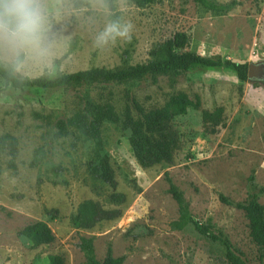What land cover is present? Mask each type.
I'll list each match as a JSON object with an SVG mask.
<instances>
[{
    "label": "rangeland",
    "instance_id": "374dc122",
    "mask_svg": "<svg viewBox=\"0 0 264 264\" xmlns=\"http://www.w3.org/2000/svg\"><path fill=\"white\" fill-rule=\"evenodd\" d=\"M39 0L44 17L39 40L23 46L0 40V61L18 78L54 77L93 68L122 69L144 63L149 51L177 32L186 33L185 51L221 56L239 63L264 64V0H209L227 5L214 13L183 0H162L137 8L130 0H115L117 16L106 0ZM133 25L129 42L118 40L105 49L95 36L110 20ZM20 57H22L20 59ZM264 82L258 80L257 83ZM175 93L198 96L199 110L173 120L179 145L170 164L142 168L135 160L128 133L104 123L101 137L125 202L109 201L112 190L88 169L92 144L75 131L57 139L56 122L81 110L84 95L110 103L122 115L130 98L145 111L161 108ZM222 108V122L211 132L201 111ZM133 116L137 117L133 110ZM17 139L0 152V264H45L60 255L64 264H85L79 249L82 237L93 238L97 260L110 247L123 264H227L220 247L199 235L191 225L175 230L178 207L168 193L165 173L183 192L193 219L221 231L240 250L247 264H259L257 247L249 237L244 213L223 204L259 195L264 206V88L241 82L226 69H195L161 76L157 83L104 84L76 89L17 91L0 78V137ZM39 157V164L33 161ZM52 166L64 170L54 174ZM253 176V181H250ZM120 209L119 218L94 228L77 229L71 217L83 201ZM45 222L54 237L37 248L19 236L27 225Z\"/></svg>",
    "mask_w": 264,
    "mask_h": 264
},
{
    "label": "trees",
    "instance_id": "16d2710c",
    "mask_svg": "<svg viewBox=\"0 0 264 264\" xmlns=\"http://www.w3.org/2000/svg\"><path fill=\"white\" fill-rule=\"evenodd\" d=\"M183 1H191L214 13H221L228 8L227 5L209 0ZM106 2L109 10L116 17L115 0H106ZM130 2L137 8H146L152 4L160 3L162 0H130ZM74 3L76 6L85 4L81 0H75ZM189 41L190 38L186 33L177 32L171 38L153 47L149 51V59L144 63L116 70L93 68L54 77L18 78L13 69L5 68L0 61V78L17 91L28 89L67 90L104 84L128 85L141 81L156 84L157 78L161 76L176 77L195 69L207 68L230 70L241 82H249L254 87L264 88V82L258 84V80L250 81L248 79V64L235 62L218 55L206 57L195 52L185 51ZM200 107L201 101L198 96L191 99L184 93H175L161 108L149 111H145L136 100L130 98L122 115H119L112 104L96 103L85 94L81 110L66 119L57 120L55 137L57 139L64 138L71 131H75L84 142L92 144V159L87 164L88 169L95 178L97 177L112 190L109 201L114 205H121L125 202V197L116 191L117 182L110 164V156L105 150V143L101 137V126L104 123H109L127 132L129 146L137 163L142 168H151L162 163H172L173 154L179 145V136L174 129L173 120L186 115L188 110H199ZM133 110L137 117L133 116ZM222 114L223 110L220 107L212 112L201 111L202 120L209 124L212 133L221 124ZM16 144V138L8 135L1 136L0 152L6 147L11 148L10 155L13 159L15 158ZM39 162V157H36L32 164L38 165ZM51 170L54 174H60L64 169L61 166H52ZM253 178L250 176L249 180L253 181ZM165 180L168 183V193L178 207V219L171 223L172 228L182 230L191 225L204 239L220 247L227 264H247L243 253L235 248L221 231L210 224H201L193 219L189 211V203L184 198L183 192L172 182L167 173H165ZM258 192L264 193V189L260 188ZM258 198L259 195L253 193L242 202H234L219 195V200L223 204L235 207L244 213L248 221L249 237L257 247L258 262L264 264V206ZM120 215V209H106L99 202L87 200L77 206L76 213L71 217V224L77 229L89 230L101 222L115 220ZM19 236L29 241L33 248L48 245L54 241L49 226L42 221L27 225L19 232ZM79 249L84 256L85 264H123L124 262V257L112 255L110 247L107 248L105 258L102 261L97 260L93 238L82 237ZM45 264H64V259L60 255H51Z\"/></svg>",
    "mask_w": 264,
    "mask_h": 264
},
{
    "label": "clouds",
    "instance_id": "9594fccd",
    "mask_svg": "<svg viewBox=\"0 0 264 264\" xmlns=\"http://www.w3.org/2000/svg\"><path fill=\"white\" fill-rule=\"evenodd\" d=\"M44 17L39 0H0V40L5 37L15 46L39 40ZM134 25L130 20H110L94 39L97 48L114 46L118 40L129 42Z\"/></svg>",
    "mask_w": 264,
    "mask_h": 264
},
{
    "label": "water",
    "instance_id": "95a60500",
    "mask_svg": "<svg viewBox=\"0 0 264 264\" xmlns=\"http://www.w3.org/2000/svg\"><path fill=\"white\" fill-rule=\"evenodd\" d=\"M247 76L250 81L261 80L264 77V64H248Z\"/></svg>",
    "mask_w": 264,
    "mask_h": 264
},
{
    "label": "flooded vegetation",
    "instance_id": "af4514ba",
    "mask_svg": "<svg viewBox=\"0 0 264 264\" xmlns=\"http://www.w3.org/2000/svg\"><path fill=\"white\" fill-rule=\"evenodd\" d=\"M262 79H264V77ZM262 79L260 81H262Z\"/></svg>",
    "mask_w": 264,
    "mask_h": 264
}]
</instances>
